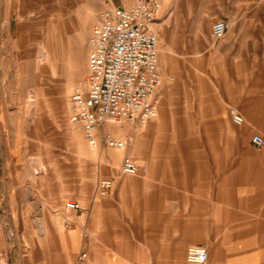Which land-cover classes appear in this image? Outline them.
Instances as JSON below:
<instances>
[{"label": "rangeland", "instance_id": "1", "mask_svg": "<svg viewBox=\"0 0 264 264\" xmlns=\"http://www.w3.org/2000/svg\"><path fill=\"white\" fill-rule=\"evenodd\" d=\"M133 2L0 0V264H27L43 246L49 263L54 262L59 247L55 225L69 228L73 215L83 209L80 198L99 194V179L108 178L115 165L118 170L125 155L139 167L144 152L154 166L218 168L225 181L234 169L257 161L244 157L245 152L256 157L258 150L249 142L246 121L235 125L227 110L244 97L232 93L238 77L233 49L216 45L232 38L233 26L244 25L242 38L247 40L254 10L256 54L261 56L264 0L162 1L151 26L158 37L157 114L161 110L163 118L143 135L144 124L114 122L125 131L112 129L113 136L130 137L117 164L99 155L106 151L114 156L116 148L104 140L91 146L81 124L70 121V95L83 85L98 12ZM218 19H225L228 28L215 37L211 25ZM217 80L223 93L216 90ZM68 126H77L80 135H70ZM68 199L78 201L81 209L66 210ZM40 218L47 232L43 236Z\"/></svg>", "mask_w": 264, "mask_h": 264}, {"label": "crops", "instance_id": "2", "mask_svg": "<svg viewBox=\"0 0 264 264\" xmlns=\"http://www.w3.org/2000/svg\"><path fill=\"white\" fill-rule=\"evenodd\" d=\"M254 16L251 10L247 40L242 38L245 26H233L232 38L216 46L231 47L234 52L231 59L237 64L238 77L232 81L236 88L232 93L244 97L227 110L230 118L231 109L239 112L240 125L246 121L249 142L258 150L253 152L256 157L251 152L244 157L257 159L255 164L248 161L225 181L218 168L213 172L206 166H154L146 162L149 156L143 152L137 172L125 175L115 165L125 147L112 149L114 156L101 151L99 155L115 165L108 173L110 188L80 198L83 209L73 215L69 228L57 222L59 247L54 262L49 263L43 246L39 256L27 264H264V143L257 147L251 141L253 134L264 138V97L256 100V96H264V40L262 55L257 56ZM214 84L223 93L220 82ZM144 127L145 123L141 135ZM121 128L114 122L105 123L90 145L103 143L102 129L125 131ZM67 130L70 135H80L77 126ZM225 184L229 190L224 189ZM38 222L43 236L46 229L41 218ZM191 245L205 248L204 262L186 260ZM82 251L86 257L80 260Z\"/></svg>", "mask_w": 264, "mask_h": 264}, {"label": "built area", "instance_id": "3", "mask_svg": "<svg viewBox=\"0 0 264 264\" xmlns=\"http://www.w3.org/2000/svg\"><path fill=\"white\" fill-rule=\"evenodd\" d=\"M160 7L161 0H134L131 6L105 7L98 12L89 38L85 87L76 86L70 95L69 119L81 124L89 142H94L99 127L107 122L128 119L144 124L156 116L161 74L158 37L150 23ZM227 28L228 22L218 19L212 23L211 33L219 37ZM230 115L235 124H242L239 112L231 109ZM102 139L110 147L123 148L130 137H115L110 131H104ZM251 141L261 146L264 138L253 134ZM120 170L133 174L138 170V164L125 155ZM110 186V178L99 179L100 193H105ZM64 208L78 211L81 206L78 201L68 199ZM64 221L69 219L64 217ZM85 257L84 251L78 256L80 260ZM186 259L204 262L207 252L202 246L191 245L186 250Z\"/></svg>", "mask_w": 264, "mask_h": 264}, {"label": "bare ground", "instance_id": "4", "mask_svg": "<svg viewBox=\"0 0 264 264\" xmlns=\"http://www.w3.org/2000/svg\"><path fill=\"white\" fill-rule=\"evenodd\" d=\"M162 1L163 0H161V7H162ZM124 2L125 3H127L128 2V0H124ZM161 7L158 9V11H157V14H158V12L160 11V9H161ZM155 19V18H154ZM153 23V21L150 23V27L153 29V30H155L152 26H151V24ZM156 32V31H155ZM40 55L42 56L43 54L42 53H40ZM182 71V70H181ZM79 87H81V88H84L85 87V83H84V81H83V85H78ZM66 103V102H65ZM33 104H34V106L35 107H38V100H34L33 101ZM162 118H163V114H162V111L160 110V112L157 114V117H155V120H153L154 122L153 123H151V124H149V125H147V124H145V126L146 127H144V130H145V132H148V130H150V129H153V125L156 127V125L157 124H159L161 121H162ZM74 123H76V122H74ZM156 130V129H155ZM154 131V130H153ZM134 147H135V145H134ZM38 164H39V162H38ZM39 166V165H38ZM134 174V173H133ZM64 206V205H63Z\"/></svg>", "mask_w": 264, "mask_h": 264}]
</instances>
